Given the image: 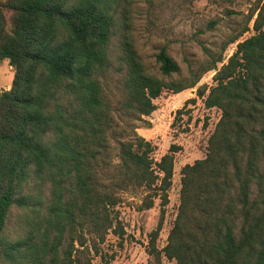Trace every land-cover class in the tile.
<instances>
[{
    "label": "trees",
    "instance_id": "trees-1",
    "mask_svg": "<svg viewBox=\"0 0 264 264\" xmlns=\"http://www.w3.org/2000/svg\"><path fill=\"white\" fill-rule=\"evenodd\" d=\"M131 3L0 0V61L15 69L0 93V264H93L88 241L98 253L122 191L146 189V207L155 195L168 203L177 146L156 161L131 121L150 115L164 91L199 79L170 78L180 68L166 47L156 54L164 77L147 69L131 33ZM257 11L256 33L238 42L206 97L222 111L207 155L182 168L179 210L162 250L178 264H264V5L249 21ZM118 25L128 120L115 161L110 137L119 124L106 81ZM162 224L150 234L158 257Z\"/></svg>",
    "mask_w": 264,
    "mask_h": 264
},
{
    "label": "rangeland",
    "instance_id": "rangeland-1",
    "mask_svg": "<svg viewBox=\"0 0 264 264\" xmlns=\"http://www.w3.org/2000/svg\"><path fill=\"white\" fill-rule=\"evenodd\" d=\"M263 5L264 0H132L131 33L147 69L164 77L156 62V54L166 47L180 68L170 78L186 82L199 80L193 87L178 93L164 91L154 100L156 109L150 115H143V120L132 119L131 124L137 126L136 132L154 145L152 157L156 161L169 152L172 145L177 146L174 150L173 181L168 190L169 201L163 206L155 195L153 206L146 207V189L133 187L122 191L112 213L114 227L106 234L105 240L99 242L98 253L91 246L92 240L88 241L93 264H178L162 250L168 243L179 210L182 168L207 155L209 138L222 111L218 107L207 106L206 97L215 84V74L229 61L238 42L256 33L253 24L258 11L251 21L249 17L256 7ZM246 26L249 30L242 33ZM123 32V27L118 25L117 33L112 37L114 67L106 81L112 114L119 124L110 137L115 161L118 160L117 138L121 137L124 120H128L123 109L122 78L116 70ZM236 37L238 39L232 41ZM214 62L216 68L207 69ZM14 74L15 69L9 60H1L0 93L11 88ZM203 87L207 91L201 96L199 90ZM129 132H133L131 128ZM16 214L18 209L14 208L10 218L12 232L19 225ZM161 219L162 229L155 243L161 250L158 257L152 251L150 234Z\"/></svg>",
    "mask_w": 264,
    "mask_h": 264
}]
</instances>
